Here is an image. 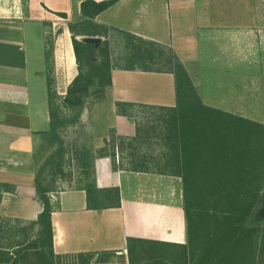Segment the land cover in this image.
Instances as JSON below:
<instances>
[{"label":"trees","instance_id":"trees-1","mask_svg":"<svg viewBox=\"0 0 264 264\" xmlns=\"http://www.w3.org/2000/svg\"><path fill=\"white\" fill-rule=\"evenodd\" d=\"M118 2L120 0H83L80 20L67 23L77 74L63 95H57L53 81L48 78L50 122L48 130L39 136L56 138L59 131L70 125L67 113L77 120L89 99L96 98V102H101L112 85V70L172 75L175 107L116 102V115L129 120L138 108L153 109L161 115L154 121L136 125L137 138L129 140L128 144L111 132L109 151L105 143L97 157H107L108 152L114 156L116 141L121 140V152L130 151L129 163L118 167L112 163L114 172L180 179L187 242L180 246L128 238L126 251L135 260V257L149 253L145 251V247H149L148 259L152 264H264V218L258 215L264 208V125L204 105L172 49L98 25L96 17ZM58 16L66 18L63 14ZM110 32L123 36L127 50L126 56L117 64L112 61L110 52ZM97 37L103 39L99 46L78 40ZM153 139L160 142L158 146L164 152L156 157L154 165H150L140 150ZM36 154L35 151L32 156L34 168L37 167ZM95 158L93 150L85 145L76 149L75 167L83 177L78 189L86 194L87 210L118 209L121 207L119 188L99 189L96 185ZM49 168L54 170V178L62 174L55 155L34 173L35 196L43 210L36 221L29 223V233H34L30 243L16 249L13 259L1 261L0 258V262L62 264L66 260L71 261L69 264H92L97 256L53 253L50 195L54 193L55 181H47ZM0 189L14 191L7 185H0ZM176 253L179 254L175 256ZM172 258L174 261H170Z\"/></svg>","mask_w":264,"mask_h":264},{"label":"crops","instance_id":"crops-1","mask_svg":"<svg viewBox=\"0 0 264 264\" xmlns=\"http://www.w3.org/2000/svg\"><path fill=\"white\" fill-rule=\"evenodd\" d=\"M159 1L120 0L96 17L95 22L175 50L172 34L167 37L149 34L154 23L151 17L145 16V12L148 8H154ZM164 1L171 3V0ZM254 1L235 0V3L227 0L223 6L222 0H197L198 24L206 30L241 28L246 31L244 36L249 37L256 22L264 24L263 18L258 21L249 11ZM82 2L0 0V185L14 188L13 192L0 189L1 261L9 257L13 259L16 249L30 243L29 223L36 221L43 210L35 196L32 156L38 146L39 133L49 128L48 78L58 86L59 75L63 74L68 87L77 74L68 29L64 37L69 38V48L67 60L63 63L65 54L63 56L55 49L51 55L48 52L46 27L54 20L78 22ZM141 8L145 11H141ZM234 8H237V13L233 14ZM59 14L66 18L59 17ZM236 14L242 18L239 23L243 26L233 25L231 16ZM231 38L236 39V36L231 35ZM111 84L105 93L112 105L105 128L114 129L118 136H133L134 129L126 118L116 115V102L170 108L176 105L174 78L170 74L112 70ZM95 167L98 188H119L121 207L87 210L86 194L80 189L52 193V247L55 255L120 254L126 250L128 238L186 245L180 179L163 176L152 178L140 173L121 174L120 171L114 172L105 159H97ZM123 175L128 176L129 181V176L138 178L135 187L127 185V190L133 191L130 198H124L123 183L126 181H123ZM163 185L165 189L161 188ZM170 185H174L176 191L174 201L170 199L171 196L175 197ZM161 192L163 194L158 197L157 194ZM163 195L166 196L165 200Z\"/></svg>","mask_w":264,"mask_h":264},{"label":"rangeland","instance_id":"rangeland-1","mask_svg":"<svg viewBox=\"0 0 264 264\" xmlns=\"http://www.w3.org/2000/svg\"><path fill=\"white\" fill-rule=\"evenodd\" d=\"M232 1L235 2V0ZM196 2L197 0H171V3L167 4L161 0L156 3L154 8H148L145 16L151 17L150 19H153L154 23L151 24L152 33L149 32V34L154 37L173 35L175 38V50L172 49V51L187 71L193 87L203 104H208L216 107V109L264 125V24L256 22L255 28L252 29L249 37L244 36L246 31L241 28L234 27L229 31L202 29L203 27H200L197 21ZM226 2L227 0H222V5L224 6ZM234 9L233 14L237 13V8ZM140 10L145 11L144 8ZM245 11L246 9L243 8V12ZM249 11L258 21L261 18L264 19V0H255L254 6ZM241 19L239 14L231 16L234 26H241L242 24L239 23ZM66 29L67 23L63 20L49 22L46 27L48 52L51 55V52L55 49L59 50L63 56L65 54L63 63L67 60L66 52L69 48V38H66L68 36L64 37ZM109 35L112 61L117 64L126 56L127 50L121 34L110 32ZM231 35L236 36V39L231 38ZM234 40L238 47H236ZM59 79L60 85H52L57 95L64 94L67 88V81L63 78V74L59 75ZM96 101V98L89 99L77 120H74L71 113H67L70 125L67 129L59 131L56 138H51L48 135L39 138L38 146L35 150L37 152L35 158L37 167L34 168V172L53 155L56 156V162L61 164L62 174H59L56 178L53 177L54 170L51 168L47 170V181H52L53 179L55 181L54 193L78 189L82 186L83 177L79 170L76 169L74 162L76 149L82 145L93 150L96 157L95 161L97 159L108 160L111 168L112 163L117 167L129 163L128 154H130V151L121 152L119 149L121 140L116 141L114 156H112L111 152H108L107 157H97V154L104 149L105 143L109 151L111 132L114 131L116 133V131L105 128V124L108 123V116L111 114L110 107L112 106L110 101L108 102L107 95H104L101 102ZM159 115L161 113L156 110L138 108L133 114V119L129 120L126 118L129 125L134 129L133 136L123 137L118 136L117 133L116 136L125 139L124 144H126L129 140L137 138L136 125L154 121ZM159 144L158 140L153 139L148 141L145 147L140 150V153L146 156L147 163L150 165H154L156 157L164 152V150L159 148ZM95 161L94 177L97 185ZM120 172L121 174L130 173ZM147 175L152 178H154L153 176H158L155 174ZM123 177V181H126L123 183L124 198H130L133 191H128L127 185H131L132 188L135 187L136 179L138 178L135 179V176H129V181L127 180L128 176L123 175ZM80 182L81 184H79ZM164 186L161 188L165 189L166 186ZM170 186L172 192H175V197L171 196L170 199L174 201L176 191H174V185ZM161 194L163 192L158 193V197ZM162 198L165 200L166 196L163 195ZM258 215L264 218V208L258 211ZM29 234L30 237L34 235L31 232ZM145 251L149 253L135 257V260L128 253L98 254L94 257L92 264H152L148 259L150 257V248L145 247ZM177 254L179 253H176L175 256ZM170 261H174V258L170 259ZM69 262L71 261L63 260L62 264H69Z\"/></svg>","mask_w":264,"mask_h":264},{"label":"water","instance_id":"water-1","mask_svg":"<svg viewBox=\"0 0 264 264\" xmlns=\"http://www.w3.org/2000/svg\"><path fill=\"white\" fill-rule=\"evenodd\" d=\"M81 43L84 44H92L95 46H99L102 43V39L101 38H80L78 39Z\"/></svg>","mask_w":264,"mask_h":264},{"label":"built area","instance_id":"built-area-1","mask_svg":"<svg viewBox=\"0 0 264 264\" xmlns=\"http://www.w3.org/2000/svg\"><path fill=\"white\" fill-rule=\"evenodd\" d=\"M122 253H123V254H127V251H126V250H124ZM122 253H120V254H122Z\"/></svg>","mask_w":264,"mask_h":264}]
</instances>
